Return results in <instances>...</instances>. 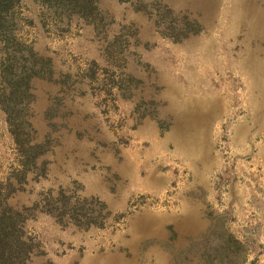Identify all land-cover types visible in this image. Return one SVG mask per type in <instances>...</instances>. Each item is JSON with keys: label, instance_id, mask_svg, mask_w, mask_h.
Here are the masks:
<instances>
[{"label": "rangeland", "instance_id": "1", "mask_svg": "<svg viewBox=\"0 0 264 264\" xmlns=\"http://www.w3.org/2000/svg\"><path fill=\"white\" fill-rule=\"evenodd\" d=\"M75 2L0 24L18 264H264V0Z\"/></svg>", "mask_w": 264, "mask_h": 264}, {"label": "trees", "instance_id": "2", "mask_svg": "<svg viewBox=\"0 0 264 264\" xmlns=\"http://www.w3.org/2000/svg\"><path fill=\"white\" fill-rule=\"evenodd\" d=\"M76 0H54L55 3H71L76 8L79 4ZM75 2V3H74ZM12 0H0V24L6 11L11 8ZM82 7V5H81ZM83 8V7H82ZM81 9V8H80ZM27 153V151H25ZM3 211H0V264H18L17 257L22 249L23 243L16 238V224L14 217H4ZM228 241V240H227ZM222 243L220 246L219 261H224L228 251V242ZM242 256V254H241ZM239 259V257H238ZM210 261V260H209ZM209 261L205 262L207 264Z\"/></svg>", "mask_w": 264, "mask_h": 264}]
</instances>
